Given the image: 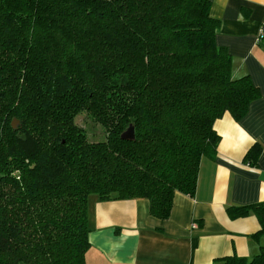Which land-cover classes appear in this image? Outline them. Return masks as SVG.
Masks as SVG:
<instances>
[{"label": "trees", "instance_id": "16d2710c", "mask_svg": "<svg viewBox=\"0 0 264 264\" xmlns=\"http://www.w3.org/2000/svg\"><path fill=\"white\" fill-rule=\"evenodd\" d=\"M209 0H0V264H86L88 198L165 220L213 159L214 122L260 96L216 43ZM85 112L104 129L90 141ZM16 120L15 125L12 124ZM134 140L120 137L129 124ZM261 146L245 158L256 165ZM254 213L264 202L229 208ZM213 264H264L231 254Z\"/></svg>", "mask_w": 264, "mask_h": 264}, {"label": "crops", "instance_id": "0c3cea01", "mask_svg": "<svg viewBox=\"0 0 264 264\" xmlns=\"http://www.w3.org/2000/svg\"><path fill=\"white\" fill-rule=\"evenodd\" d=\"M220 20L216 43L233 58V74H248L259 89L245 115L214 122L213 159L202 157L193 196L176 193L165 220L149 212L146 198H88L86 264H213L220 257H252L264 246L256 215L232 217L229 208L264 202V0H209ZM261 151L256 165L245 158Z\"/></svg>", "mask_w": 264, "mask_h": 264}, {"label": "rangeland", "instance_id": "374dc122", "mask_svg": "<svg viewBox=\"0 0 264 264\" xmlns=\"http://www.w3.org/2000/svg\"><path fill=\"white\" fill-rule=\"evenodd\" d=\"M76 123L85 130L88 140L98 141L104 139V129L99 123L92 120L89 114L85 112L78 114Z\"/></svg>", "mask_w": 264, "mask_h": 264}, {"label": "water", "instance_id": "95a60500", "mask_svg": "<svg viewBox=\"0 0 264 264\" xmlns=\"http://www.w3.org/2000/svg\"><path fill=\"white\" fill-rule=\"evenodd\" d=\"M16 120H13L12 124L15 125ZM120 137L124 140H134L135 139V135H134V126L132 123L129 124V126L122 131V133L120 134Z\"/></svg>", "mask_w": 264, "mask_h": 264}, {"label": "built area", "instance_id": "2783aa9c", "mask_svg": "<svg viewBox=\"0 0 264 264\" xmlns=\"http://www.w3.org/2000/svg\"><path fill=\"white\" fill-rule=\"evenodd\" d=\"M262 34H264V27H262Z\"/></svg>", "mask_w": 264, "mask_h": 264}]
</instances>
